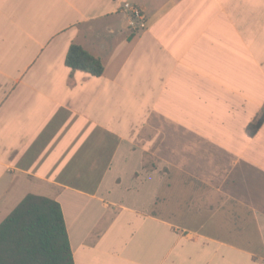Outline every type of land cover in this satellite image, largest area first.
<instances>
[{"label":"crops","instance_id":"obj_1","mask_svg":"<svg viewBox=\"0 0 264 264\" xmlns=\"http://www.w3.org/2000/svg\"><path fill=\"white\" fill-rule=\"evenodd\" d=\"M263 109L264 0H0V222L34 193L74 264H264Z\"/></svg>","mask_w":264,"mask_h":264},{"label":"trees","instance_id":"obj_2","mask_svg":"<svg viewBox=\"0 0 264 264\" xmlns=\"http://www.w3.org/2000/svg\"><path fill=\"white\" fill-rule=\"evenodd\" d=\"M65 63L94 76L104 71L100 58L77 44L69 46ZM263 121L264 109L247 125L248 135L254 134ZM0 264H74L58 201L34 193L22 198L0 222Z\"/></svg>","mask_w":264,"mask_h":264},{"label":"built area","instance_id":"obj_3","mask_svg":"<svg viewBox=\"0 0 264 264\" xmlns=\"http://www.w3.org/2000/svg\"><path fill=\"white\" fill-rule=\"evenodd\" d=\"M122 10L127 16L130 29L145 30L148 27L147 14L141 5L131 1H124Z\"/></svg>","mask_w":264,"mask_h":264}]
</instances>
